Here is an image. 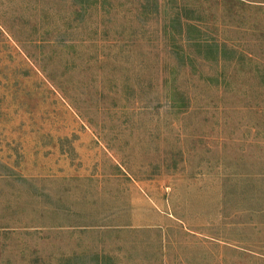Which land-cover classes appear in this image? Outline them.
<instances>
[{"label": "rangeland", "instance_id": "374dc122", "mask_svg": "<svg viewBox=\"0 0 264 264\" xmlns=\"http://www.w3.org/2000/svg\"><path fill=\"white\" fill-rule=\"evenodd\" d=\"M0 264H264V0H0Z\"/></svg>", "mask_w": 264, "mask_h": 264}]
</instances>
